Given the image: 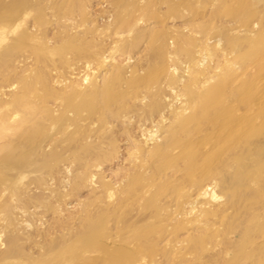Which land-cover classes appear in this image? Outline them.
<instances>
[{
  "label": "rangeland",
  "instance_id": "obj_1",
  "mask_svg": "<svg viewBox=\"0 0 264 264\" xmlns=\"http://www.w3.org/2000/svg\"><path fill=\"white\" fill-rule=\"evenodd\" d=\"M3 260L264 264V0H0Z\"/></svg>",
  "mask_w": 264,
  "mask_h": 264
},
{
  "label": "bare ground",
  "instance_id": "obj_2",
  "mask_svg": "<svg viewBox=\"0 0 264 264\" xmlns=\"http://www.w3.org/2000/svg\"><path fill=\"white\" fill-rule=\"evenodd\" d=\"M217 90V89H216ZM218 95V92L217 91H212V93L208 96V97H206V103L204 104L205 106L207 105V107H208V105L210 104L211 105V103L212 102H214V100L218 97L217 96ZM217 101V100H216ZM211 113V112H210ZM209 115V114H208ZM212 117V116H211ZM223 119V118H222ZM226 120V119H225ZM225 127V126H224ZM223 128V127H222ZM29 131H23V135L26 137V135L27 136H29ZM254 138V137H253ZM222 144V143H221ZM215 148V147H214ZM191 155V154H190ZM211 155V154H210ZM215 155V153L212 155V156H214ZM239 157V156H238ZM208 159V158H207ZM241 162H244V160H242V161H239V167H241V168H244V165H243V163H241ZM191 165L193 164V162H191L190 163ZM211 164V163H210ZM247 170H244L243 169V172H240L236 177H234L233 179H232V182H234V183H240L241 182V179L242 178H244V176H247ZM200 194V196H201V194H205L206 195V193H205V191L204 192H202V193H199ZM10 247V246H9ZM10 249V253H12L11 251L13 250V248H12V246L9 248ZM8 254H9V252H8ZM7 257V256H6ZM5 258V257H4ZM4 261V260H3ZM2 261V262H3ZM6 264H8L7 263V261H4Z\"/></svg>",
  "mask_w": 264,
  "mask_h": 264
}]
</instances>
